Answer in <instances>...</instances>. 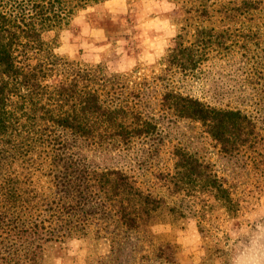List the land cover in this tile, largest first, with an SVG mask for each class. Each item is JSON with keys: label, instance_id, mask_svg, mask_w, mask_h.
<instances>
[{"label": "rangeland", "instance_id": "374dc122", "mask_svg": "<svg viewBox=\"0 0 264 264\" xmlns=\"http://www.w3.org/2000/svg\"><path fill=\"white\" fill-rule=\"evenodd\" d=\"M258 1L255 8L215 14V42L188 72L169 71L161 62L183 24L173 2L104 0L79 10L55 52L101 64L105 76L122 74L116 99L139 109L154 126L149 136L128 143L78 141L79 157L89 168L130 174L164 209L145 229L127 228L95 198L83 206L84 234L45 242L20 233L28 225L25 215L3 208L4 202L0 254L39 242L37 264H264V0ZM166 91L199 100L206 120L164 106ZM174 147L207 163L233 205L227 207L224 196L171 192L159 175L172 171ZM6 162L0 160V178L8 173ZM42 173L33 176L34 184L51 196L52 178Z\"/></svg>", "mask_w": 264, "mask_h": 264}, {"label": "trees", "instance_id": "16d2710c", "mask_svg": "<svg viewBox=\"0 0 264 264\" xmlns=\"http://www.w3.org/2000/svg\"><path fill=\"white\" fill-rule=\"evenodd\" d=\"M104 0H0V160L7 175L0 178V205L25 215L23 235L45 242L85 233L83 206L100 200L127 228H144L163 209V201L143 191L120 168L92 169L79 157L78 141L104 142L149 136L154 126L135 107L118 98L123 75H104L101 64L58 55L61 32L79 10ZM181 11L183 24L161 62L167 70L188 72L206 56L216 13L258 6V0H169ZM185 22V23H184ZM218 22H220L218 20ZM45 33H51L48 39ZM121 102H120V101ZM161 103L190 119L206 120L199 100L172 91ZM231 151L233 145L227 147ZM170 173L159 175L173 193H206L234 201L207 163L186 151L172 149ZM89 169H88V168ZM46 172L53 194L36 189L33 176ZM163 176V177H162ZM171 209V208H169ZM145 229V228H144ZM21 234V235H22ZM41 244L5 255L0 264H37Z\"/></svg>", "mask_w": 264, "mask_h": 264}]
</instances>
